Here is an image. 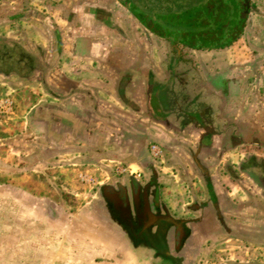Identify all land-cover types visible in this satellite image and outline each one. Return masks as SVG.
Listing matches in <instances>:
<instances>
[{"label":"crops","instance_id":"crops-1","mask_svg":"<svg viewBox=\"0 0 264 264\" xmlns=\"http://www.w3.org/2000/svg\"><path fill=\"white\" fill-rule=\"evenodd\" d=\"M185 7L0 0L7 261L264 264V19L184 45Z\"/></svg>","mask_w":264,"mask_h":264},{"label":"flooded vegetation","instance_id":"flooded-vegetation-1","mask_svg":"<svg viewBox=\"0 0 264 264\" xmlns=\"http://www.w3.org/2000/svg\"><path fill=\"white\" fill-rule=\"evenodd\" d=\"M176 1L178 4L187 5L189 3L190 5L185 8L184 18L186 15V19L182 20L192 23L189 30L177 31L176 29L172 32L174 38V34H177L178 38L184 39V41L177 40L184 45L221 47L237 38L250 17L257 18L258 24H261L264 19V0Z\"/></svg>","mask_w":264,"mask_h":264},{"label":"rangeland","instance_id":"rangeland-1","mask_svg":"<svg viewBox=\"0 0 264 264\" xmlns=\"http://www.w3.org/2000/svg\"><path fill=\"white\" fill-rule=\"evenodd\" d=\"M178 2V1H177ZM180 4V3H179ZM185 5V4H184ZM187 8L190 6L189 5V3L187 4V5H185ZM185 7V8H186ZM177 8V7H176ZM1 93V92H0ZM1 97V96H0ZM262 104L260 103V104H258V109H262ZM264 110V109H263ZM257 111V110H256ZM258 121L259 122H264V115H262L261 114V116L259 117V119H258ZM256 140H258L259 142H260V146H255V150L257 151H259V153H262V154H264V134H262V135H258V136H256ZM258 160H256L255 161V163H257V164H259V163H261V162H263L264 163V161H262L263 159H261V158H263V157H256ZM156 160V159H155ZM261 160V161H260ZM254 165V164H253ZM52 171H54V168L52 169ZM51 171V172H52ZM260 183H262L263 184V181H261ZM241 185L243 184V183H240ZM113 199H116L114 196H113ZM7 259H8V255H7V248L6 247H0V264H12V263H10L9 261H7ZM256 264H261V262L260 261H258V262H256Z\"/></svg>","mask_w":264,"mask_h":264},{"label":"trees","instance_id":"trees-1","mask_svg":"<svg viewBox=\"0 0 264 264\" xmlns=\"http://www.w3.org/2000/svg\"><path fill=\"white\" fill-rule=\"evenodd\" d=\"M186 15H185V18L183 19V20H185L186 19ZM189 17V16H188ZM178 20V19H177ZM180 21V20H179ZM168 24H165L164 23V25L166 26V27H168L169 28V30L170 31H172V32H174L176 29H177V31H181V30H189L188 28H189V26L192 24V23H190V22H188V23H186V22H184V21H180V22H178V21H174V22H167ZM171 26V27H170ZM172 26H174V28L172 27ZM174 30V31H173ZM174 36H175V40H181V41H184V39L182 40L181 38H178L177 37V34H174ZM188 44H190V43H188ZM215 47H218V46H215Z\"/></svg>","mask_w":264,"mask_h":264},{"label":"built area","instance_id":"built-area-1","mask_svg":"<svg viewBox=\"0 0 264 264\" xmlns=\"http://www.w3.org/2000/svg\"><path fill=\"white\" fill-rule=\"evenodd\" d=\"M9 113H11V103L9 102V100L5 99V100H0V122L2 121L3 117L8 115ZM153 151L155 153H159L158 150H156L155 148H153ZM136 176H139V174L137 172L133 173Z\"/></svg>","mask_w":264,"mask_h":264}]
</instances>
